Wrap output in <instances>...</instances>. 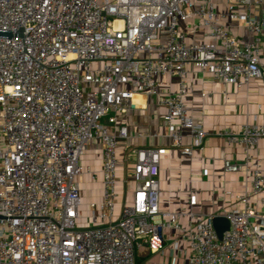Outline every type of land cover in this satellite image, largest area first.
Listing matches in <instances>:
<instances>
[{
    "label": "built area",
    "instance_id": "obj_1",
    "mask_svg": "<svg viewBox=\"0 0 264 264\" xmlns=\"http://www.w3.org/2000/svg\"><path fill=\"white\" fill-rule=\"evenodd\" d=\"M226 7L219 13L214 0H0V29L13 33L0 36V264H136L144 245L165 250L171 229L179 233L175 249L180 240L188 245V264H264V123L219 132L242 149L241 159H224L226 172L244 174L235 207L199 212L191 195L188 210L164 208L165 150L137 147L126 156L132 197L117 209L118 148L131 137L118 116L139 108L135 94L156 97L166 109V136L190 157L208 132L184 102L193 88L189 68L211 74L225 97L226 86L263 77L264 0ZM224 18L249 39L234 35ZM165 76L176 91L161 87L171 83ZM97 142L101 195L85 204V177L99 174L83 156ZM218 215L230 221L221 238L212 221Z\"/></svg>",
    "mask_w": 264,
    "mask_h": 264
},
{
    "label": "crops",
    "instance_id": "obj_2",
    "mask_svg": "<svg viewBox=\"0 0 264 264\" xmlns=\"http://www.w3.org/2000/svg\"><path fill=\"white\" fill-rule=\"evenodd\" d=\"M219 13L227 12L228 0H214ZM223 22L230 31L241 40L249 39L246 28L231 23L227 18ZM264 55V36L261 46ZM188 79L193 88L184 98L185 105L195 119L204 122L208 132L203 147L196 149L190 157L181 154L179 148L172 145L170 137L166 136L163 115L166 109L157 104L156 97H145L135 94L134 102L137 108H131L124 114H119V123L127 124L131 137L121 141L118 152L120 159V183L118 210L124 199L132 197L134 183L124 182L127 171L133 167V162L126 160L131 149L137 147H156L164 149L161 160V204L172 211L188 210L191 195L197 196L195 209L203 213H221L237 205L236 195L245 188L242 172H226L224 159L239 160L242 149L237 145H229L220 131L240 132L244 122L264 123V75L253 79L248 85L237 88L226 86L228 95L225 97L221 90L223 85L211 74L189 68ZM171 83L163 84L162 88L177 90V83L169 76L163 78ZM138 132H145V136H137ZM190 137L185 143H190ZM258 155L264 167V139L258 146ZM101 146L93 143L86 147L83 164L96 170L99 179L93 181L85 177L82 196L86 204L91 199L101 195ZM183 225L188 224V218L181 219ZM179 233L174 230L165 232L168 242L163 251L152 252L147 245L142 246L136 253V264H188L189 248L184 240L179 241V250L175 249L171 241L177 239Z\"/></svg>",
    "mask_w": 264,
    "mask_h": 264
},
{
    "label": "water",
    "instance_id": "obj_3",
    "mask_svg": "<svg viewBox=\"0 0 264 264\" xmlns=\"http://www.w3.org/2000/svg\"><path fill=\"white\" fill-rule=\"evenodd\" d=\"M11 29H0L1 37H12L13 33H11ZM213 225L217 231L218 236L221 238L224 231H226L230 226V221L222 215L215 216L213 218Z\"/></svg>",
    "mask_w": 264,
    "mask_h": 264
},
{
    "label": "rangeland",
    "instance_id": "obj_4",
    "mask_svg": "<svg viewBox=\"0 0 264 264\" xmlns=\"http://www.w3.org/2000/svg\"><path fill=\"white\" fill-rule=\"evenodd\" d=\"M88 208L85 206L83 207V215H84V218H86L88 216ZM83 222H85V220H82Z\"/></svg>",
    "mask_w": 264,
    "mask_h": 264
}]
</instances>
